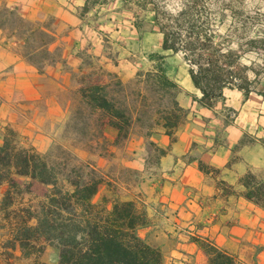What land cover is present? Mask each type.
Masks as SVG:
<instances>
[{
    "label": "crops",
    "instance_id": "obj_1",
    "mask_svg": "<svg viewBox=\"0 0 264 264\" xmlns=\"http://www.w3.org/2000/svg\"><path fill=\"white\" fill-rule=\"evenodd\" d=\"M2 9L15 12L26 28L20 32L0 26V147L10 132L20 146L39 154L61 146L80 101L79 78L113 74L129 83L139 71L153 67L148 54L140 56L130 48L118 47L110 57L103 38L88 34L68 0H0ZM47 19L52 28L44 25ZM37 37L49 40L28 46ZM163 53L167 63L181 55L185 65L166 66L186 111L173 136L163 127L148 134L134 123L128 137L117 142L118 130L105 125L106 154L86 152L73 142L66 147L100 173L94 203H100L95 200L100 195L101 201H132L145 208L149 224L138 234L161 248L164 264H209L202 246L207 244L232 257L233 264H264V208L246 200L240 184L248 173L264 174V100L226 88L214 109L203 107L193 99L202 94L190 78L184 54ZM36 54L45 56L36 60ZM219 182L234 193H226ZM32 196L25 195V200ZM8 237L0 229V264H30L19 249L16 259L7 260ZM51 252L54 258L49 259ZM40 260L58 264V249L47 245Z\"/></svg>",
    "mask_w": 264,
    "mask_h": 264
},
{
    "label": "trees",
    "instance_id": "obj_2",
    "mask_svg": "<svg viewBox=\"0 0 264 264\" xmlns=\"http://www.w3.org/2000/svg\"><path fill=\"white\" fill-rule=\"evenodd\" d=\"M90 1L96 4L98 0H86L85 9ZM122 1L132 13L138 32L157 31L163 36V52L184 54L191 66L190 78L202 94L193 97L200 105L214 109L224 100L226 88L237 89L246 98L254 92L264 98V90L251 88L255 80L247 75L250 67L241 63L243 55L264 40H249L246 48L239 42L233 46L231 40H217L216 34L208 33V8L200 0H188L175 13L164 10L156 0ZM226 10L232 11L228 5L217 6L219 20ZM148 57L152 69L139 71L134 81L146 84L155 100L166 103L155 115L157 124L173 136L186 117L177 100L180 87L167 75L166 55L152 53ZM111 82L118 89L112 93ZM78 83L80 101L98 117L102 138L104 126L109 125L118 130L117 142L125 140L134 122H139L135 112L144 114L149 106L146 92H125L127 84L113 74H90ZM116 92H123L119 95L123 98ZM261 143L264 146V139ZM48 152L39 154L20 146L11 132L0 147V229L9 236L5 244L7 260L16 259L14 253L19 249L30 264H47L40 258L49 245L59 251L58 264H164L161 248L138 234L149 224L145 208L119 199L103 198L94 203L102 183L100 173L89 163L70 165L61 156L52 160ZM23 177L30 181H22ZM240 184L244 188L241 195L264 208V174L248 173ZM35 186L44 188V192L25 200V195L34 194ZM219 186L226 193H234L225 182H219ZM202 246L210 255L209 264H233L232 257L213 245Z\"/></svg>",
    "mask_w": 264,
    "mask_h": 264
},
{
    "label": "rangeland",
    "instance_id": "obj_3",
    "mask_svg": "<svg viewBox=\"0 0 264 264\" xmlns=\"http://www.w3.org/2000/svg\"><path fill=\"white\" fill-rule=\"evenodd\" d=\"M82 1L83 0H68L79 17L84 20L88 34L92 37L97 35L103 38L104 48L109 53L110 57H112L118 47L124 49L130 48L132 52H137L140 56H145L147 54L149 56L152 53L164 54L161 49L163 36L157 31L138 32L140 35L134 32V17L131 12L125 9L122 0H98L96 4L90 1L86 9L84 8L86 0L83 7L79 6ZM156 1L159 2V5L162 6L164 10L175 13L179 11L182 5L188 0ZM200 2L208 8L206 14L208 19V33L216 34L217 40L224 39V42L231 40L230 42H232L233 46H236L237 42H239L243 44V48L247 47L246 43L249 40H264V0H200ZM222 5L230 6L232 11L226 10L224 12V18L219 20L215 10L217 6ZM147 20H152L151 14L147 15ZM44 25L48 28H52L51 19H47ZM0 26L9 31L19 30L20 32L26 28L24 22L18 18L15 12H10L6 9L0 11ZM47 40H49L48 37H37L35 40L29 41L28 46H35ZM253 48L255 49L243 55L241 63L244 66L250 67L247 71V75L250 80H255L251 88L257 91H263L264 43H257ZM166 54H170V52ZM44 56V54H36L34 58L36 60H41ZM87 61L91 62L89 59H87ZM166 66L182 68L185 65L181 55H178L173 57L169 63L166 62ZM81 78H79V80ZM131 82L126 83L125 92L130 94L133 90L141 89L147 93L149 104L147 110L145 108L143 109L146 110V113L143 114V112H139L136 114L135 112V116L140 118L139 122H134L135 128H138L140 131L146 130L148 134H151L154 129L161 127L157 124L158 117L155 114L158 110L165 108L166 103H160L155 100L154 95L147 91L146 84L134 80ZM110 86L111 93L113 92L112 90H118L115 86V82H111ZM122 94L123 92H118L116 95L119 96ZM119 97L121 99L123 98V96ZM261 97L263 98V96ZM130 103L132 104V101H130ZM97 118L96 115L92 114L90 108L79 101L74 109L73 119L66 132L63 134L61 140L62 145L54 146L48 150V154L52 157V160L54 156H61L67 158L70 165L89 163L92 166L89 161L80 160L81 157L76 155L74 150L66 147L72 142L83 145L84 148L82 150L86 152L98 155L106 154L107 145L100 133ZM157 154L158 153H154L155 158L153 157V160L156 159ZM126 175L129 178H133V175L130 173ZM43 192L44 188L42 187L34 189L35 195H39ZM95 200L96 202H101V196L99 195ZM52 258H54V252L49 253V259Z\"/></svg>",
    "mask_w": 264,
    "mask_h": 264
}]
</instances>
